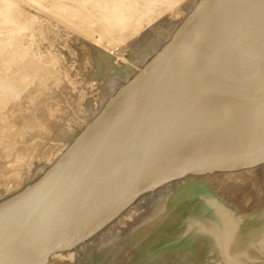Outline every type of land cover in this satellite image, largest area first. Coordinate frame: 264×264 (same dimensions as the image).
<instances>
[{
    "label": "water",
    "instance_id": "water-1",
    "mask_svg": "<svg viewBox=\"0 0 264 264\" xmlns=\"http://www.w3.org/2000/svg\"><path fill=\"white\" fill-rule=\"evenodd\" d=\"M0 264H264V0H203L0 203Z\"/></svg>",
    "mask_w": 264,
    "mask_h": 264
},
{
    "label": "rangeland",
    "instance_id": "rangeland-1",
    "mask_svg": "<svg viewBox=\"0 0 264 264\" xmlns=\"http://www.w3.org/2000/svg\"><path fill=\"white\" fill-rule=\"evenodd\" d=\"M4 1H7L9 4L10 1L17 2L16 0ZM183 1L181 0V4L185 3ZM102 2L110 3L112 5L111 9L119 14L123 13L124 9H128L125 12L131 17L130 22L127 23L129 26L121 25L119 29L117 27L118 24H115L113 20L112 25L108 26L109 29L107 28L108 33H106V28L104 30L100 23H97L98 27L94 23V25H87L91 21V18L94 17V10H92V15L91 12H88L91 16L86 13V16L84 15L82 20L86 24L83 26H96L93 27L94 29L92 28L93 33H88L85 30L83 32L77 28H74L76 32L78 31L76 34L74 32L67 34L65 30L53 31L49 29L53 24L51 22L50 25L43 26L47 29L46 38H42V35L38 32H36L38 34L34 38H29L31 31H34L37 25L32 26V20L24 17L20 9L10 8L7 5L9 10L6 12V16L0 17V37L2 38H0V44L4 46L2 49L0 47V62L4 60V64L11 65V67L9 66V68L4 69L5 71L0 70V151L5 150L9 153L5 159L6 161L4 159L0 161V164H4L0 172H5L3 173L4 175L0 173V187L11 183L17 177L23 179L24 176L27 177L29 175L30 178L33 174H36L40 168L39 166L51 159L50 157H53L63 147L69 136H63L62 132L68 130L71 134L75 129H78L84 120V116L97 107L96 104L98 103L96 102L113 97L111 91L114 88L113 83L116 79L121 76L124 77L126 70L132 69L134 67L133 64L137 60L143 61L148 58L152 49L161 42V40H158L161 37L159 35L160 31L157 30L159 29V25L154 29L152 28L154 23L152 25H145L136 32L138 23L139 25L141 24L138 16L140 15V11L137 10L138 7L140 8L141 2L139 0L136 1L138 3L136 4L139 6L130 3L129 0L127 2L126 0H102ZM123 2L126 3L123 5ZM118 4L120 5L119 8ZM47 5V8L44 9L39 6L34 7L39 10V14L43 15L44 13L45 16H50L54 20H60L59 17L61 16L59 14H52L53 12H50L54 5ZM71 5L77 6L75 3ZM92 5L89 8L93 9L96 6L95 3ZM126 5L127 7L123 8ZM162 11H167L166 5H163L158 14L162 13ZM164 17L162 15L161 18ZM85 18L86 20H84ZM130 23L134 24H131L133 29H131ZM95 29L98 31V34ZM131 31H133V34ZM127 32L131 33V35ZM162 36L164 35L162 34ZM6 42L8 43L6 44ZM4 52L7 53V56ZM23 55L27 58L23 57ZM2 56L3 58L5 56L3 60ZM7 59H9V63L6 61ZM47 59L48 61H46ZM50 66L53 67L51 68ZM120 82L122 84V78ZM41 125L44 127L40 128ZM46 130L49 131L47 132ZM32 171L35 173L31 174L30 172Z\"/></svg>",
    "mask_w": 264,
    "mask_h": 264
},
{
    "label": "bare ground",
    "instance_id": "bare-ground-1",
    "mask_svg": "<svg viewBox=\"0 0 264 264\" xmlns=\"http://www.w3.org/2000/svg\"><path fill=\"white\" fill-rule=\"evenodd\" d=\"M9 1V0H8ZM15 1H10V4L7 3V1L4 0H0V17L2 16H6V12L9 10V7L11 8H18L20 9V12L22 11V15L26 18L31 19V25H37V28H35L34 31H31V36H29V38H34L35 35H37L38 33L40 35H42V38H46L45 34L47 29H45L43 26L45 25H50L51 22L53 23L52 26H50L49 29L53 30V31H62L65 30L67 34H72L73 32L76 34V30H74V28L80 30V31H88V33H93L92 32V28L93 27H98V24L100 23L101 26H103V29L106 28V33L107 30L109 29L108 26L112 25V21L114 20L115 24H118L117 27H119V29L121 28V25L124 26H129V24H127L128 22H130L129 20H131L130 16L128 15V13H126L125 11L128 9H124L123 13H117L114 12L113 9H111L112 5H110V3L107 2H102V0H16ZM113 1V0H112ZM135 1V2H134ZM137 0H129L130 3L137 5L138 3L136 2ZM127 2V0H126ZM123 2V5L124 3ZM140 3V8L138 7L137 10L140 11V15L139 16V21H140V25L138 23V27L136 28V32L139 31V29H142L145 25H152L154 23V26H152V28H156V26L159 25V29H157L158 31H160V38L158 40H161V42L152 49L151 54L148 56V58L144 59L143 61H138L135 62L133 65L134 67L130 70H126V73L124 75V77H120L118 79H116V81L113 83L114 88L111 91L112 96H114L116 94V91L119 89L120 86L122 85H128L129 83H131L138 74H141L145 68L148 66V64L150 62H152L155 58L159 57L160 55H162L164 53L165 50H167V46L169 45V43L171 41H174L176 39V36L180 33L182 26L185 22H187L189 20V18H191L193 15H195V13L197 12L200 4L203 2V0H184L183 2H185L184 4H181V0H139ZM72 3L77 4V6H73L71 5ZM96 6H94L93 9L89 8L92 4H94ZM114 3V2H113ZM112 3V4H113ZM122 3V2H121ZM137 3V4H136ZM47 4H51L54 5L52 11H50L52 14H59L61 17H59L60 20L57 19H53L50 16H45V14H39V10H37V8H35L34 6H39L41 8H47L46 6H48ZM117 4V3H114ZM113 4V5H114ZM9 7H8V6ZM122 5V4H121ZM163 5H166V9L167 11H162V13L158 14L159 11L163 8ZM93 6V5H92ZM91 6V7H92ZM119 4H118V8H119ZM139 6V5H137ZM116 7V6H115ZM114 7V8H115ZM123 7V6H122ZM127 5L123 8H126ZM130 7V6H129ZM128 7V8H129ZM136 7V6H134ZM50 8V7H48ZM91 9L89 11V9ZM122 8V9H123ZM130 9V8H129ZM92 10H94L93 12V18H91V21L87 23L88 24H95L96 26H83L86 25L84 24V21L82 20L84 15L88 12H91ZM135 10V9H134ZM165 10V9H164ZM38 11V12H37ZM122 11V10H121ZM4 12V13H3ZM130 12V11H129ZM40 13H42L40 11ZM89 15V13H88ZM91 16L92 12H91ZM162 15H164V18H161ZM86 16V15H85ZM67 17V18H66ZM53 19V20H52ZM138 19V17H137ZM2 20V19H1ZM86 20V18L84 19ZM135 23V21H133ZM86 23V22H85ZM98 23V24H97ZM159 23V24H158ZM93 24V25H94ZM132 25H134L133 23H130V27L132 28ZM101 26H99L101 28ZM149 27V26H148ZM30 28V27H28ZM108 28V29H107ZM94 29V28H93ZM111 29V28H110ZM96 30V29H95ZM105 30V29H104ZM122 30V29H121ZM120 30V31H121ZM156 30V31H157ZM1 31V30H0ZM30 31V29H29ZM94 31V30H93ZM102 31V29H101ZM118 31V32H120ZM38 32V33H36ZM82 32V33H83ZM97 34L98 31L96 30ZM103 32V31H102ZM100 32V33H102ZM133 34V31H131ZM104 33V32H103ZM110 33V32H109ZM114 33V32H113ZM126 33V31H125ZM128 33V32H127ZM164 36H162V34ZM51 34V33H50ZM131 35V33H128ZM49 35V34H48ZM85 35V34H83ZM80 35V36H83ZM106 35V34H103ZM101 35V36H103ZM113 35V34H112ZM115 35V34H114ZM117 35V34H116ZM119 35V34H118ZM127 35V34H126ZM3 36V35H2ZM52 37V35H50ZM79 36V37H80ZM98 36V35H96ZM11 37V36H10ZM21 37V36H20ZM69 37V36H68ZM75 37V36H74ZM84 37V36H83ZM82 37V38H83ZM123 37V35H122ZM135 37V36H134ZM1 38V37H0ZM5 38H7L5 36ZM76 38V37H75ZM129 38V37H128ZM2 39V38H1ZM0 39V42H1ZM4 39V38H3ZM22 39V37H21ZM20 39V40H21ZM69 39V38H68ZM86 40H88V38L85 37ZM106 39V38H105ZM132 39V38H131ZM19 40V39H18ZM5 41V40H4ZM15 41V40H14ZM25 41V40H24ZM44 41V40H43ZM50 41V40H49ZM89 41V40H88ZM123 42V40H121ZM120 41V42H121ZM129 41V40H128ZM105 42V41H104ZM3 43V41H2ZM8 42H6L7 44ZM17 43V41H16ZM95 43V42H94ZM93 43V44H94ZM97 43V42H96ZM108 43V42H107ZM124 43V42H123ZM9 45V44H8ZM95 45V44H94ZM15 46V45H14ZM86 46V45H85ZM90 46V45H89ZM100 46V45H99ZM98 46V47H99ZM1 49L4 47L3 44H0ZM27 47V46H26ZM101 47V46H100ZM104 47V46H103ZM10 48V47H9ZM15 48V47H13ZM30 48V47H29ZM38 49V48H37ZM105 49V48H103ZM12 50V49H11ZM4 51V50H3ZM7 51V50H6ZM33 51V50H32ZM5 53V52H4ZM7 53H5L6 55ZM22 54V53H21ZM25 54V53H24ZM7 56V55H6ZM25 55H23L24 57ZM1 57V56H0ZM16 57V56H15ZM26 57V56H25ZM47 57V56H46ZM5 58V56H4ZM2 56V60L4 59ZM21 58V57H20ZM27 58V57H26ZM31 58V57H30ZM36 58V57H35ZM33 59V58H32ZM43 59V58H42ZM55 59V58H54ZM9 59H7L6 61L8 62ZM19 60V59H18ZM22 60V59H21ZM35 60V59H34ZM52 60V59H51ZM1 61V60H0ZM31 61V60H30ZM37 61V60H36ZM45 61V59H44ZM48 61V59L46 60ZM4 62V60H3ZM3 62H0V70L3 71L4 69L9 68V66L11 67V65L9 64H4ZM41 62V61H40ZM9 63V62H8ZM12 63V62H11ZM10 63V64H11ZM31 64V63H29ZM33 64V63H32ZM37 64V63H36ZM16 65V64H15ZM102 65V64H101ZM121 65V64H120ZM14 66V64H13ZM51 67V66H50ZM53 67V66H52ZM51 67V68H52ZM75 67V66H74ZM116 67V66H115ZM36 68V67H35ZM21 69V68H20ZM45 70V69H44ZM46 70H48L46 68ZM5 71V70H4ZM7 71V70H6ZM33 71V70H32ZM42 71V70H41ZM47 72V71H46ZM52 73V71H51ZM15 74V72H14ZM43 75V74H42ZM38 76V75H37ZM28 77V76H27ZM36 78V77H35ZM38 78V77H37ZM61 78V77H60ZM122 78L123 82L122 84H120V79ZM21 79V78H20ZM104 81V80H103ZM99 82V81H98ZM105 82V81H104ZM109 82V81H107ZM22 83V82H21ZM33 83V82H32ZM99 84V83H98ZM117 84H119L117 86ZM33 85V84H32ZM64 85V84H63ZM37 87V86H36ZM34 88V87H33ZM56 88V87H55ZM69 88V87H68ZM20 89V88H19ZM28 89V88H27ZM42 89V88H41ZM66 89V88H65ZM94 89V88H93ZM22 91V90H21ZM34 91V90H33ZM68 91V90H67ZM95 91V90H93ZM29 93V92H28ZM31 93V91H30ZM26 96V94H25ZM42 96V95H41ZM17 97V96H16ZM30 98V97H29ZM15 99V98H14ZM32 99V98H31ZM110 99V98H109ZM109 99H105V100H101L98 101L96 103L97 107L91 111L90 113H87L84 116V120L81 122V125L78 127V129H75L71 134L68 130H65L62 132L63 136H67V140L64 143L63 147L56 153L53 155V157H50L51 159L47 160L44 159V161L39 167V170H37L36 174L34 171L30 172L31 174H33V176H31L29 178V175L27 177L24 176L23 179H20V177H17L16 179H14V181H12L11 183L8 184H4L3 187H0V203L9 199L11 195L13 194H17L18 192L22 191L25 187H27L28 185L35 183L36 181L39 180V178L45 173L46 170L51 169L52 167L55 166V164H57V162L66 154V152L68 151V149L70 148L71 145L74 144V141L80 136V134L82 132H84V130L87 128V126L93 122L98 116H100L102 114V112L104 111L105 106L107 105ZM36 101V100H34ZM39 102V101H38ZM95 102V101H94ZM27 103V102H26ZM37 103V102H36ZM10 104V103H9ZM25 104V103H24ZM23 104V105H24ZM19 110V109H17ZM16 111V110H15ZM22 111V110H21ZM70 111V110H69ZM10 112V111H9ZM23 112V111H22ZM21 112V113H22ZM3 115V114H2ZM20 115V114H19ZM14 116V115H13ZM16 116V114H15ZM25 117V115H23ZM22 116V117H23ZM21 117V115H20ZM28 118V117H27ZM47 118V117H46ZM17 120V119H16ZM26 120V119H25ZM10 121V120H9ZM6 124V123H5ZM21 124V123H20ZM80 124V123H79ZM10 127V126H9ZM39 127V126H38ZM44 127V126H43ZM42 125L40 128H43ZM52 128V127H51ZM55 129V128H54ZM43 130V129H42ZM17 131V130H16ZM47 132L49 130H46ZM6 132V131H5ZM18 132V131H17ZM55 132V131H54ZM53 132V133H54ZM11 133V132H10ZM36 133V132H35ZM34 134V133H33ZM31 134V135H33ZM51 135V134H50ZM7 136V135H6ZM3 137V136H2ZM43 137V136H42ZM46 137V135H45ZM11 139V138H10ZM35 139V138H34ZM14 140V139H13ZM46 140V139H45ZM51 140V139H50ZM20 141V140H19ZM63 141V140H62ZM69 141V142H68ZM58 142V141H56ZM16 143V142H15ZM5 144V143H4ZM13 144V143H12ZM49 144V143H48ZM15 145V144H14ZM30 145V144H29ZM28 145V146H29ZM41 145V144H40ZM61 145V144H59ZM7 146V145H6ZM27 146V147H28ZM32 146V145H31ZM50 147V145H49ZM46 148V147H45ZM51 148V147H50ZM56 148V147H55ZM58 148V147H57ZM8 149V148H7ZM10 149V148H9ZM13 149V148H12ZM15 150V149H14ZM42 150V149H41ZM40 150V151H41ZM37 151V150H36ZM39 151V152H40ZM42 153V152H41ZM39 154V153H38ZM9 153L5 150H1L0 151V161L2 159H6L8 157ZM34 155V154H33ZM40 155V154H39ZM51 155V154H50ZM38 156V155H37ZM48 157V156H47ZM10 158V157H9ZM12 160V159H11ZM6 161V160H5ZM15 162V161H14ZM9 163V162H8ZM7 163V164H8ZM4 164H0V170L1 167ZM3 172V171H2ZM1 173V172H0ZM5 173V172H3ZM1 173V174H3ZM7 173V172H6ZM4 175V174H3ZM20 175V174H19ZM5 181V180H4ZM3 181V182H4ZM11 181V180H10ZM9 182V181H8ZM9 197V198H8ZM12 197V196H11ZM7 198V199H6Z\"/></svg>",
    "mask_w": 264,
    "mask_h": 264
}]
</instances>
